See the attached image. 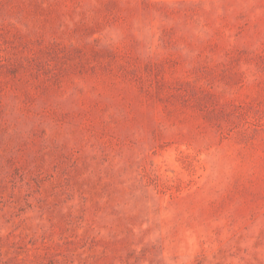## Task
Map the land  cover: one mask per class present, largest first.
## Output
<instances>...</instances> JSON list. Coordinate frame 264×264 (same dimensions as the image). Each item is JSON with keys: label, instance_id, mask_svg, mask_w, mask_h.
<instances>
[{"label": "rangeland", "instance_id": "1", "mask_svg": "<svg viewBox=\"0 0 264 264\" xmlns=\"http://www.w3.org/2000/svg\"><path fill=\"white\" fill-rule=\"evenodd\" d=\"M0 264H264V0H0Z\"/></svg>", "mask_w": 264, "mask_h": 264}]
</instances>
